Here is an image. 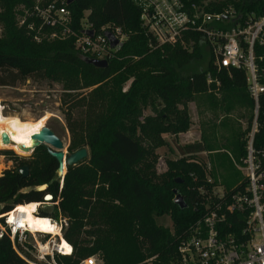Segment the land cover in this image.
<instances>
[{"label": "trees", "instance_id": "obj_1", "mask_svg": "<svg viewBox=\"0 0 264 264\" xmlns=\"http://www.w3.org/2000/svg\"><path fill=\"white\" fill-rule=\"evenodd\" d=\"M187 1L204 5L210 13L232 10L240 23L264 16V0H226L210 5L202 0ZM67 2L0 0V86H16L28 79L61 83L64 92L60 108L71 134L70 151L87 147L89 156L68 167L61 188L58 164L44 146L26 158L12 151L2 153L12 155L16 162L0 176V214L16 205L43 203L45 195L51 194L54 204L40 207L39 212L56 221H68L64 239L72 244L73 252L57 255L61 264H80L93 256L103 264H178L181 243L209 207L218 202L213 196L219 186L215 172H208L207 164L197 157L214 148L207 141L178 145L181 157L168 160L167 171L157 173L160 157L156 149L162 143L154 146L153 139H162L168 131L186 132L191 122L181 119L171 123L163 116L149 115L141 119L142 109L154 107L155 97L168 102L169 95L177 91L208 92L207 76L211 74L213 80L218 78L222 83L223 106L251 110L254 102L246 69L219 71L212 50L196 32L185 36L191 50L157 47L143 27L141 9L132 0ZM51 4L70 11L68 27L77 35L86 26L96 31L109 24L122 29L127 39L106 60L107 67L87 63L93 57L77 48L75 35L63 34L62 26L41 18L37 7L46 9ZM20 15L24 17L22 24ZM243 52L247 55L246 46ZM206 53V70L183 72L191 63L204 60ZM254 57L258 79L264 84V43L255 45ZM260 102L254 147L264 165V93ZM252 120L253 115L245 131L235 133L232 141L227 138L219 147L230 163L246 156L245 136ZM231 127H223L226 134ZM23 166L29 167L28 177L18 172ZM238 180H224L227 198L235 188L246 184L244 177ZM45 185L47 188L41 191ZM175 190L187 208L174 203ZM163 215L170 216L171 228L158 224L157 218ZM0 264H28L14 251L7 234L0 236Z\"/></svg>", "mask_w": 264, "mask_h": 264}, {"label": "built area", "instance_id": "obj_2", "mask_svg": "<svg viewBox=\"0 0 264 264\" xmlns=\"http://www.w3.org/2000/svg\"><path fill=\"white\" fill-rule=\"evenodd\" d=\"M132 1L141 9L143 27L157 47L183 42L186 35L196 32L212 50L219 71L244 67L254 102L253 120L245 136L246 156L241 164L233 160L237 169L243 172L246 184L241 189L235 188L229 198L224 187L214 188L213 196L218 202L209 207L204 218L191 228L189 237L181 243L178 264H264V165L254 147L259 130L260 98L264 93V84L258 79L254 47L257 43H264V16L240 23L232 10L210 13L205 11L204 5L188 3L187 0ZM37 11L46 22L62 26L63 34L75 35L77 48L89 53L93 59L111 58L126 36L121 28L110 24L100 31L86 26L82 34L77 35L68 27L71 14L66 7L56 8L51 4L46 9L37 7ZM114 40L118 41L116 46H112ZM244 46L247 55H244ZM207 80L208 83L213 81L211 74ZM63 182L64 179L60 181L61 188ZM209 182H212L210 178ZM40 207L34 215L59 225L60 235L33 232L21 223L22 214L9 221L8 212L3 218L5 228H2L4 233L1 236L7 234L10 237L14 251L28 264H61L57 255H71L73 252V246L67 240L64 239L72 252L66 254L61 246L68 221L42 216ZM80 264L103 262L93 256Z\"/></svg>", "mask_w": 264, "mask_h": 264}, {"label": "rangeland", "instance_id": "obj_3", "mask_svg": "<svg viewBox=\"0 0 264 264\" xmlns=\"http://www.w3.org/2000/svg\"><path fill=\"white\" fill-rule=\"evenodd\" d=\"M202 1L205 5H210L226 0ZM24 11L27 13L26 10ZM87 14L88 12L84 13L85 16ZM23 18L24 17L21 15L18 17L20 24H22ZM1 33L2 25L0 24V36ZM126 39L127 37L125 36L124 41ZM191 45V42L179 41L170 46H182L184 49L191 50ZM206 56L207 57L202 61L191 63L188 67L183 69V72L206 70L209 55L206 53ZM208 85L209 90L206 93L197 94L184 90L177 91L176 95H169L168 102L164 99L155 97V106H147L143 108L141 119L149 115L156 117L163 116L171 123L177 122L181 119L190 120L191 123L188 131L179 133L168 131L167 133L162 134V139H160V137L159 139H153L154 146L162 143V146L156 149V152L160 157L156 166V171L159 174L165 173L168 169L167 161L176 160L181 157L178 145L185 146L207 141L212 145L214 150L198 154L197 157L207 164L208 172L212 169L214 170L216 180L222 188L225 186L224 180L239 179L238 181H240L244 176L243 172L237 169L233 159L231 160L232 163H230L225 150H220L219 147H222V144L226 142L225 140L227 138H229L228 142H230L232 141L231 137L234 136L235 133H242L248 128L250 118H252L253 115V109L248 110L242 107L231 109L223 106L220 102L222 96L221 81L218 78H215L212 82L208 83ZM63 92L64 89L61 83H50L48 81L35 79H28L25 82L18 83L16 86H0V101L3 106V114L6 116H19L22 120H36L43 114L49 113L52 117L47 121L46 126L52 128L63 140L65 152L71 153L73 152V150L70 151L71 134L67 128L65 115L60 108ZM171 123L168 124L169 129L172 128ZM226 125L232 126L227 134L223 129ZM2 132L3 131L0 129V138ZM150 138H152V136H150ZM225 145L226 147H229L227 144ZM7 151H12L16 156L22 158L30 157L33 154L26 156L23 154L20 155L13 149L0 147V176L4 170L12 168L16 162V159L12 155L2 154ZM235 160L238 164H241L239 158ZM209 178L211 180L213 179L212 176H209ZM39 204L41 203L39 202ZM53 204L54 200L51 199L49 201H44L43 205L41 204V207L52 206ZM18 207H21V204L16 205L12 210L15 208L17 209ZM7 213H1L0 217ZM3 220L4 219L0 218V236L4 233L2 228H5ZM157 222L164 227H172V221L169 215L158 217Z\"/></svg>", "mask_w": 264, "mask_h": 264}, {"label": "bare ground", "instance_id": "obj_4", "mask_svg": "<svg viewBox=\"0 0 264 264\" xmlns=\"http://www.w3.org/2000/svg\"><path fill=\"white\" fill-rule=\"evenodd\" d=\"M51 117L52 116L49 113L43 114L36 120H22L19 116H6L3 114V106L0 101V129L3 131L2 133L6 132L10 138L17 143L4 145L0 138V147L13 149L19 154H27V152L23 151L19 145L24 144L25 146L30 147L32 145L31 135L38 133L43 127H45L47 121ZM44 188V186L40 187V189ZM40 206L41 204L35 202L25 203L14 211L9 212L7 217L9 221H13L16 219L17 215L22 214L21 223L30 228L33 232H44L53 236L60 235L61 229L59 225L53 223L47 218H37L34 215V212H36ZM61 246L66 254L72 252V248L67 244L64 238L61 241Z\"/></svg>", "mask_w": 264, "mask_h": 264}, {"label": "water", "instance_id": "obj_5", "mask_svg": "<svg viewBox=\"0 0 264 264\" xmlns=\"http://www.w3.org/2000/svg\"><path fill=\"white\" fill-rule=\"evenodd\" d=\"M74 0H68V4H71ZM118 41L114 40L112 42V46H116ZM122 45V44H121ZM87 63L94 65L98 68H105L108 65V62L106 60H98V59H91L88 58ZM2 143L4 145L8 144H17L15 141H13L10 136L4 132L1 136ZM31 142L32 145L30 147L25 146L24 144L19 145L20 148L27 152L26 155L32 154L37 148L44 146L48 152V154L57 162L58 169H57V176L59 177L60 181L64 179L67 171L64 173V170H67L68 167L76 166L78 163L83 161L84 159L88 158L89 156V150L87 147L80 148L76 151H73L71 153L65 152V145L63 140L56 134V132L48 127H43L38 133H34L31 135ZM18 172L23 177L29 176V167L23 166L18 169ZM178 183H181V180H177ZM44 189H40L41 191L45 190L47 188V185L44 186ZM175 199L174 203L179 205L182 209L187 208V204L185 203L182 195L175 190ZM43 205V203H41ZM1 219L4 218V216L0 217Z\"/></svg>", "mask_w": 264, "mask_h": 264}, {"label": "crops", "instance_id": "obj_6", "mask_svg": "<svg viewBox=\"0 0 264 264\" xmlns=\"http://www.w3.org/2000/svg\"><path fill=\"white\" fill-rule=\"evenodd\" d=\"M1 173V172H0Z\"/></svg>", "mask_w": 264, "mask_h": 264}]
</instances>
